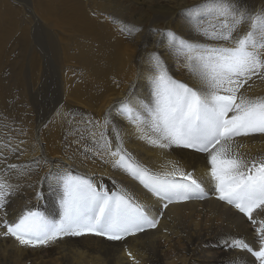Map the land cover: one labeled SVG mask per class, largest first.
<instances>
[{"label":"bare ground","instance_id":"1","mask_svg":"<svg viewBox=\"0 0 264 264\" xmlns=\"http://www.w3.org/2000/svg\"><path fill=\"white\" fill-rule=\"evenodd\" d=\"M14 1L0 0V112L5 120H17L16 133L23 138L19 144L20 137L12 136L10 143L23 148L20 146L15 154L16 150L9 151L2 144L6 150L4 163L0 161V179L18 185L21 169L31 166L25 176L28 184L23 181L17 188L23 191L24 201L16 204V210L20 212L24 206L37 209L49 221L59 222L63 216L60 190L48 173L67 170L84 175L97 187L106 186L110 192L117 186L127 189L159 223L120 241L94 234L61 235L45 245L32 246L5 235L4 221L12 223L6 215L0 218V264H259L248 251L229 246L232 240L242 239L258 250L254 230L258 225L217 199L207 177L205 154L147 143L120 108L126 100L132 107L153 101L149 79L153 53L161 57L174 79L199 87L183 61L178 63L169 50L165 33L218 43L192 30L196 19L202 24L216 22L202 9L194 11L209 0H31V6L26 0ZM257 1V5L246 7L240 0H229L237 12L250 16L264 14V0ZM126 28L134 31L129 33ZM247 30L246 23L239 34ZM59 79L60 89L54 85ZM241 92L264 97V78L252 77ZM44 105L50 107L46 117L50 118L39 125L34 107ZM106 117L110 120L107 125ZM113 128L119 131L128 152L152 171H161L173 161L193 172L202 181L204 198L163 208L165 201L124 171L113 168L107 154L96 156L86 150L94 148L90 133L98 137L101 131L115 146L118 142ZM234 143L243 146L239 151L247 159L264 158V134L236 137ZM12 165L18 167L12 169ZM8 206L7 212L12 209ZM16 215H11L14 220L22 214ZM253 218L264 219V212H254Z\"/></svg>","mask_w":264,"mask_h":264},{"label":"snow or ice","instance_id":"2","mask_svg":"<svg viewBox=\"0 0 264 264\" xmlns=\"http://www.w3.org/2000/svg\"><path fill=\"white\" fill-rule=\"evenodd\" d=\"M201 9L216 22L202 24L196 19L192 30L218 43L190 41L170 31L165 33L169 50L178 63L183 61V67L198 80L199 87L174 79L161 57L153 53L149 77L153 101L138 102L137 107H132L126 100L120 108L135 125L139 138L147 143L162 149L177 146L205 154L207 177L217 199L234 207L252 225H258L254 229L258 250L242 239L232 240L229 246L248 251L259 264H264V219L253 218L254 212H264V158L247 159L239 151L243 146L234 143L236 137L264 134V97L241 92L252 77L264 78V14L237 12L229 0H209L194 11ZM246 23L249 30L240 35L239 30ZM109 123L106 117L104 124ZM113 132L118 142L115 146L101 131L98 137L90 133L94 148L86 150L96 156L107 154L113 168L124 171L165 201L163 208L174 202L204 198L202 181L193 172L173 161L161 171H152L128 152L119 131L113 128ZM48 178L60 190L63 216L53 222L39 210L30 209L13 223L5 220V235L15 237L21 245H45L61 235L84 234L120 241L159 223L150 217L147 206L125 188L117 186L110 192L106 186L97 187L84 175H73L67 170L50 172ZM11 195L14 186L7 179H0V209ZM40 196L37 193V198Z\"/></svg>","mask_w":264,"mask_h":264},{"label":"rangeland","instance_id":"3","mask_svg":"<svg viewBox=\"0 0 264 264\" xmlns=\"http://www.w3.org/2000/svg\"><path fill=\"white\" fill-rule=\"evenodd\" d=\"M12 1H14V0H12ZM241 1H242V2H241ZM14 2H17V1L15 0ZM26 2H27V3H30L31 0H26ZM245 2H246V3H245ZM245 2H244V0H240V3L243 4V5L246 6V7H250V6L252 7V6H255V5L258 4V1H257V0H249V1H248V0H245ZM28 5L31 6V3L28 4ZM22 8H23V7H22ZM30 8H31V7H30ZM28 15H30V19H32V18H31L32 14L28 13ZM56 68H58V71H59V67L57 66ZM55 70H56V69H55ZM56 71H57V70H56ZM58 75H59V74H58ZM59 76H60V75H59ZM59 80H60V79H59ZM61 83H62V82H61V80H60V83H58V85H57V84H54V85H55L56 87H59L58 89H60V87H61ZM49 84H50V83H49ZM52 85H53V83H51V86H52ZM11 103H12V104H11ZM10 104L13 105V104H14V100H13V101H10ZM49 108H50V107H48L47 105H44V106H42V107H36V106L34 107V110L36 109V110H35V117H34V118H35L36 120H38L39 125L42 124V121H43V120L46 119L45 121H43V122L46 123V121H48V119L50 118V117L46 118V117L48 116V114H49V116H50V113H49L50 110H49ZM40 110H41V111H40ZM39 113H40V114H39ZM42 113H43V114H42ZM47 113H48V114H47ZM1 115H3V112H0V127H3V128H0V131L2 132L3 130H5V131L2 132V133H4L5 135L2 134V133L0 132L1 135L3 136L2 138H1V136H0V143H1V144H0V151L2 150V151H1L2 153L0 152V156L3 155V153H4L3 151H5L6 149H7V150L9 149V151H10L11 149H12L11 151L16 150V151H14V152H16L15 154H18V153H19V150H21L23 147H22L21 145H17V143H13V144L10 143V137H12V136H13V137H14V136L20 137V138H19L20 141H18L19 144L21 143V139L23 138L21 134L16 133V131L19 130V127H18L19 125H17L18 122H17V123H16V122L14 123V121H17V120H14V119H12L13 121H11V119H10V120H9V119H8V120H5L4 116L1 117ZM44 118H45V119H44ZM1 119H2V121H1ZM41 119H42V120H41ZM2 122H3V123H2ZM13 125H15V127H14ZM9 128H10V130H9ZM13 130H15V131H13ZM9 131H10V132H9ZM12 131H13V132H12ZM5 132H7V135H8V136H6V133H5ZM14 133H15V135H14ZM10 134H11V136H10ZM12 134H13V135H12ZM16 134H18V135H16ZM21 137H22V138H21ZM14 138L16 139V137H14ZM19 139H18V140H19ZM22 142H23V140H22ZM2 144L6 147V149H5V147H4ZM5 144H6V145H5ZM1 145H2V147H1ZM7 145H8V146H7ZM15 145H16V146H15ZM13 146H14V147H13ZM20 146H21L22 148H21ZM10 147H11V148H10ZM16 147H17V148H16ZM1 148H2V149H1ZM14 148H15V149H14ZM20 148H21V149H20ZM3 149H5V150H3ZM17 151H18V152H17ZM0 158H1V159H0L1 163H4V159H5V158H4V155H3V157L1 156ZM3 158H4V159H3ZM2 160H3V161H2ZM2 165H3V164H2ZM2 165L0 164V167H1ZM30 167H31V166H26L25 168L23 167L24 169H23V168L21 169V173H23V174L20 173L21 175L19 174V176H21V178H22L23 180L20 179V183H19L18 185H15V182H14L13 180H9V183H10V184H12V182H13L12 185L15 187L14 190H17V188H19V185L22 186L23 181H24L25 184H28V182H27V178H28V176H27V177H25V176L27 175L26 173L29 172ZM22 170H23V171H22ZM24 170H25V171H24ZM26 171H27V172H26ZM22 175H23V176H22ZM7 177H8V176H7ZM24 177H25V179H24ZM30 184H31V183H29V185H30ZM17 191H18V190H17ZM17 191H14V195H12V196H13V197H14V196H15V197H18V199L14 197L15 199H17V200H15L12 196H11L12 199H10L11 197H9V198L7 199V202H6L5 207L2 209V210H4V212H3L4 215H2V214L0 213V214H1V215H0L1 217H0V218H2L3 216H6V215H7V217H8V218L10 217V219L12 220V223L15 222V220H16V219L14 220V218H17V215H16V214H19V213H20V214H23V211H26V210H28V209L30 210L29 207H27V208L25 209L26 206H24V208L22 207L21 210H22V209H23V210H22V211L20 210V212H19L18 209L16 210V208H15V207H16V204H17L18 202H21V201L23 202V201H24V198H21L23 191H18V192H17ZM19 192H20V193H19ZM16 194H17V195H16ZM20 194H21V195H20ZM24 195H26L25 192H24ZM22 197H23V196H22ZM20 198H21V199H20ZM19 199H20V200H19ZM14 200H15V201H14ZM8 201H9V202L12 201V202L9 203ZM10 204H11V205H10ZM8 205H10V206H8ZM7 206H8V207H11V206H12L11 208H12L13 210L10 209V208H8V212H7V209L5 210V208H6ZM9 212H10V213H9ZM8 213H9V216H8ZM11 215H12L14 218H13ZM17 220H18V219H17Z\"/></svg>","mask_w":264,"mask_h":264}]
</instances>
